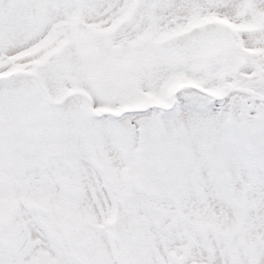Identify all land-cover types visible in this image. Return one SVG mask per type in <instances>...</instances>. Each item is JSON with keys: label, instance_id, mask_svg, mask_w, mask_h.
Masks as SVG:
<instances>
[{"label": "snow or ice", "instance_id": "snow-or-ice-1", "mask_svg": "<svg viewBox=\"0 0 264 264\" xmlns=\"http://www.w3.org/2000/svg\"><path fill=\"white\" fill-rule=\"evenodd\" d=\"M0 264H264V0H0Z\"/></svg>", "mask_w": 264, "mask_h": 264}]
</instances>
